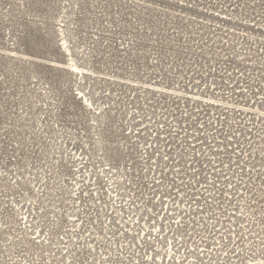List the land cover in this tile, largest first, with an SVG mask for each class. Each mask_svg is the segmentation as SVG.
<instances>
[{
	"label": "rangeland",
	"instance_id": "1",
	"mask_svg": "<svg viewBox=\"0 0 264 264\" xmlns=\"http://www.w3.org/2000/svg\"><path fill=\"white\" fill-rule=\"evenodd\" d=\"M0 264H264V0H0Z\"/></svg>",
	"mask_w": 264,
	"mask_h": 264
},
{
	"label": "snow or ice",
	"instance_id": "2",
	"mask_svg": "<svg viewBox=\"0 0 264 264\" xmlns=\"http://www.w3.org/2000/svg\"><path fill=\"white\" fill-rule=\"evenodd\" d=\"M31 3H32V5H34V6H39V5H41L42 3H44V0H31ZM173 87H175L176 89H179V85H178V84H177V85H173V84L163 85V88H164V89H167V88H173ZM89 107H91V106L89 105ZM138 235H139V234H137V237H138ZM148 235L150 236V235H151V232H149ZM137 237H133V239L135 240ZM144 243H145L146 245L150 246V245L148 244L147 237L144 238Z\"/></svg>",
	"mask_w": 264,
	"mask_h": 264
}]
</instances>
